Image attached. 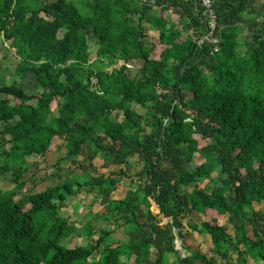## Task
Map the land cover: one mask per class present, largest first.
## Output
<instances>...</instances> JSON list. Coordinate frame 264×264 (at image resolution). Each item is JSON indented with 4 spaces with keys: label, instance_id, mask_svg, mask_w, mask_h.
Returning <instances> with one entry per match:
<instances>
[{
    "label": "trees",
    "instance_id": "trees-1",
    "mask_svg": "<svg viewBox=\"0 0 264 264\" xmlns=\"http://www.w3.org/2000/svg\"><path fill=\"white\" fill-rule=\"evenodd\" d=\"M253 4L213 0L221 41L210 54L195 43L206 33L197 3L0 0V34L18 59L13 76L31 73L35 90L0 86V179L12 185L0 189V264H264V212L253 208L264 202V22L256 28L264 4ZM168 9L177 23L162 18ZM149 30L157 38L147 48ZM88 35L96 61L122 65L92 69ZM135 60L142 64L130 77ZM54 139L66 147L57 170L69 162L84 171L98 156L113 170L22 193L27 160L43 157ZM195 155L202 162L189 170ZM133 160L135 189L124 170ZM125 180L124 197L109 199ZM204 180L205 189L187 191ZM81 190L108 199L94 221L127 227L125 241L60 214ZM190 232L209 237L210 253L184 246L180 256L175 240ZM75 233L85 244L64 245Z\"/></svg>",
    "mask_w": 264,
    "mask_h": 264
},
{
    "label": "rangeland",
    "instance_id": "rangeland-1",
    "mask_svg": "<svg viewBox=\"0 0 264 264\" xmlns=\"http://www.w3.org/2000/svg\"><path fill=\"white\" fill-rule=\"evenodd\" d=\"M47 2H52L54 0H46ZM76 1V0H75ZM80 7V5H77ZM176 20V19H175ZM149 30L147 34V38L145 39V46L149 48L150 40L152 38H156V34H152ZM89 49L91 51V55L89 57V62H97L98 67L94 66V63L90 64L91 68L94 70L103 69L105 71H110L112 68H118L122 65L121 61H115L110 58H104L101 61H96L95 59V50L96 43L95 38L92 35H88L87 37ZM153 57V56H151ZM18 63V59L13 55V51L9 47V43L6 42L2 35L0 34V86L9 85L12 81H17L23 90L27 94H34V84L32 74L29 73L23 78H17L13 76V66ZM142 62L140 60L130 61L127 63V73L130 77H132L136 70L141 67ZM96 68V69H95ZM56 103L52 104V109L55 110ZM132 109L137 113H143V109L136 104L132 105ZM88 147V146H86ZM66 154L65 143L60 139H54L50 145L49 150L45 153L43 157L35 156L29 158L27 160L28 169L22 176L21 181L25 183L24 189L22 193H31L38 192L43 190L46 187L58 185L65 180L67 176L75 177V178H87L93 177L101 174L107 175L112 167L105 168L103 166V161L101 157L98 156L96 159L92 161V165L87 167L85 164L84 171L81 168L73 167L69 164V162H63L58 167H55V162L57 158L63 157ZM79 161H82V158H78ZM202 162V158L198 155L194 156V159L187 166L189 170L195 168ZM84 163V162H81ZM84 165V164H83ZM124 169V168H123ZM130 177L133 179L132 188L135 189L138 186V181L135 178V175L140 170V165H138L136 160H133L128 163L126 169H124ZM66 174V175H65ZM129 180H125L124 183H121L116 191L112 194L113 199H119L123 196L124 192L128 189ZM215 186L219 185L218 180L214 181ZM208 180H204L199 182L198 184H193L188 187L187 191H192L193 188L205 189L208 186ZM12 188L6 179H0V189L9 190ZM108 199H104L101 197H97L96 192L86 193L84 190L78 192L74 197L68 198L66 201V206L60 210V214L70 219V221H74L76 226L79 229L88 221H92V225L94 226L95 231L101 229H107L109 231H113L112 239L113 240H124L126 237L125 233L127 227L119 228V223L116 222H104L101 219L94 221V214L103 207ZM253 208L258 211L264 212V202L260 204H253ZM162 220V219H161ZM187 220V216H183L181 221L185 224ZM191 220L194 224L200 222V217L197 215H193ZM220 224L227 225L226 221H220ZM257 225V224H256ZM78 229V230H79ZM227 232L231 234L229 226L227 225ZM78 233V232H77ZM77 233L73 234L68 240L63 241V244L67 247H73L78 244H85L86 238L81 237ZM183 242V243H182ZM188 247L190 250H198L201 253H210V241L209 237L206 234H197L195 232H190L183 241L180 239L175 240V249L179 253L186 254V251L182 248ZM173 256H169L170 261L173 260ZM127 264H132L131 260L127 261Z\"/></svg>",
    "mask_w": 264,
    "mask_h": 264
},
{
    "label": "built area",
    "instance_id": "built-area-1",
    "mask_svg": "<svg viewBox=\"0 0 264 264\" xmlns=\"http://www.w3.org/2000/svg\"><path fill=\"white\" fill-rule=\"evenodd\" d=\"M180 2L182 4L197 3L201 7L206 22V33L200 40H197L196 43L199 45H210V54L218 53L221 39L217 14L213 6V0H180ZM184 255V253H180L181 257H184Z\"/></svg>",
    "mask_w": 264,
    "mask_h": 264
},
{
    "label": "crops",
    "instance_id": "crops-1",
    "mask_svg": "<svg viewBox=\"0 0 264 264\" xmlns=\"http://www.w3.org/2000/svg\"><path fill=\"white\" fill-rule=\"evenodd\" d=\"M76 1H77V0H76ZM139 1H140L141 3H153L155 0H139ZM263 4H264V0H254V4H253V6L258 8V7H261ZM159 10H160V8H156V7H152V8H151L152 14H153L154 16H157V15L159 14ZM178 17H179L178 13H177V12H172L171 9H168V10H166V11H164V12L162 13V18H163V19H165V20H170V21H172L173 23H177V21H178ZM175 19H176V20H175ZM263 19H264V10H263V16H262V19H260V21L258 22L256 28H260L258 25H259L260 22H261V23L264 22ZM262 20H263V21H262ZM249 25H251V22H249ZM148 33H149V32H148ZM151 33H152V34H155L156 32H155V31H151ZM248 35H249V31H248L247 29H244L242 35L240 36V38H238V42H239V43H242L243 40L246 39V38L248 37ZM156 38H157V34H156ZM115 191H116V190H115ZM126 191H127V190H126ZM126 191L124 192L123 196L120 197L119 199H122V198L124 197ZM113 193H114V192H113ZM113 193H112V194H113ZM112 194H111V196H110L109 199H111V200H119V199H113V198H112ZM119 228H121V227H119ZM122 228H125V227H122ZM125 235H126V233H125ZM125 237H127V236H125ZM117 240H118V239H117ZM125 240H126V238H125L124 240H121V239H120V241H125Z\"/></svg>",
    "mask_w": 264,
    "mask_h": 264
},
{
    "label": "water",
    "instance_id": "water-1",
    "mask_svg": "<svg viewBox=\"0 0 264 264\" xmlns=\"http://www.w3.org/2000/svg\"><path fill=\"white\" fill-rule=\"evenodd\" d=\"M197 41H195V43H196Z\"/></svg>",
    "mask_w": 264,
    "mask_h": 264
}]
</instances>
